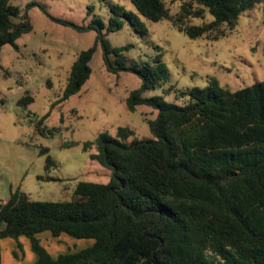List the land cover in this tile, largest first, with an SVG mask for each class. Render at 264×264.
<instances>
[{
  "label": "trees",
  "instance_id": "1",
  "mask_svg": "<svg viewBox=\"0 0 264 264\" xmlns=\"http://www.w3.org/2000/svg\"><path fill=\"white\" fill-rule=\"evenodd\" d=\"M130 1L137 13L109 2L107 22L95 17L77 24L34 0L23 11L0 0V51L6 44L16 48L17 38L32 29L28 10L34 5L55 22L96 32L92 45L76 54L58 101L80 90L99 46L108 72L140 78L125 99L127 108L146 104L156 110L146 119L152 137L119 126L115 135L101 131L82 143L91 159L110 170L106 183L78 181L73 198L56 201L10 189L0 201V239L12 237L18 244L25 235L36 254L32 264H264V79L235 90L215 78L204 87L175 89L167 84L169 72L159 55L137 62L125 54L131 43L115 45L107 37L123 19L147 35L140 14L167 20L190 38L215 40L264 0H180L175 12L165 0ZM206 14L210 20L192 21ZM155 89L161 93L145 95ZM170 94L172 100L165 99ZM32 100L25 91L18 103ZM40 152L46 165L54 162L46 147ZM45 231L93 243L54 256L38 237Z\"/></svg>",
  "mask_w": 264,
  "mask_h": 264
},
{
  "label": "rangeland",
  "instance_id": "2",
  "mask_svg": "<svg viewBox=\"0 0 264 264\" xmlns=\"http://www.w3.org/2000/svg\"><path fill=\"white\" fill-rule=\"evenodd\" d=\"M29 1L11 0L22 11ZM34 1L46 5L50 14L77 24H87L95 17L107 22L109 2L137 13L130 0ZM165 2L171 12L178 10L180 0ZM28 16L32 29L17 38L16 48L6 44L0 51V201L15 188L34 200H69L78 181L106 183L110 176L109 169L82 150V143L101 131L115 135L119 126L132 128L139 138L152 137L146 119L153 118L156 110L146 104L134 111L127 108L125 99L139 87L140 78L127 71L108 72L99 46L80 90L58 101L76 54L92 45L96 32L77 31L55 22L37 5L28 10ZM139 17L147 35L138 34L123 19L122 27L107 37L115 45L131 43L125 54L137 62L159 55L169 72L167 84L175 89L204 87L215 78L220 86L235 90L264 79V1L242 13L235 28L215 40L190 38L167 20ZM210 19L206 14L204 19L192 21ZM25 91L33 100L20 105L18 99ZM156 93L161 90L145 95ZM172 94L165 99L172 100ZM43 147L54 160L50 165H46V153L40 152ZM38 237L54 256L93 243L91 238H75L64 232L53 236L45 231ZM27 239L21 235L17 244L12 237L2 238L0 264H32L36 254Z\"/></svg>",
  "mask_w": 264,
  "mask_h": 264
},
{
  "label": "crops",
  "instance_id": "3",
  "mask_svg": "<svg viewBox=\"0 0 264 264\" xmlns=\"http://www.w3.org/2000/svg\"><path fill=\"white\" fill-rule=\"evenodd\" d=\"M8 197H9V195H8ZM8 197L2 198L1 201H2V202L6 201ZM38 235H39V234H38ZM20 237H21V236H20ZM1 240H2V239H0V241H1ZM27 240H29V239H27ZM13 242H15V241H13ZM44 246H45V245H44ZM45 247H46L47 250L49 251V248H48L47 246H45ZM49 252H50V251H49ZM50 253H51V252H50ZM35 259H36V257H35ZM35 259H34V260H35ZM34 260H33V261H34Z\"/></svg>",
  "mask_w": 264,
  "mask_h": 264
}]
</instances>
